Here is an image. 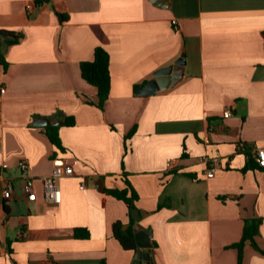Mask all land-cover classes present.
Listing matches in <instances>:
<instances>
[{
  "label": "crops",
  "instance_id": "obj_1",
  "mask_svg": "<svg viewBox=\"0 0 264 264\" xmlns=\"http://www.w3.org/2000/svg\"><path fill=\"white\" fill-rule=\"evenodd\" d=\"M0 30L22 35L0 42V264H237L232 245L244 219L258 218L264 250V167L245 168L244 154L264 148V0H0ZM95 47L109 56L103 110L86 102L96 91L79 72ZM181 55L177 83L137 94ZM47 126L58 127L62 152ZM56 157L77 162L54 204L43 200L41 178ZM124 173L147 255L111 233L113 223L129 224L126 205L106 192L124 188ZM76 228L88 236L75 238ZM242 264H264V255L246 241Z\"/></svg>",
  "mask_w": 264,
  "mask_h": 264
},
{
  "label": "trees",
  "instance_id": "obj_2",
  "mask_svg": "<svg viewBox=\"0 0 264 264\" xmlns=\"http://www.w3.org/2000/svg\"><path fill=\"white\" fill-rule=\"evenodd\" d=\"M34 2L35 5H41L45 2H48V0H34ZM56 15L59 22H63L67 19V17L64 15ZM21 36L22 35L19 32L0 30V42L5 46L16 44L20 40ZM0 64L2 65L3 71L5 72L7 68V63L4 61L2 56H0ZM79 72L82 80H84L90 86L94 87L96 91L95 103L90 100H86V102L89 104H94L99 110H103L104 104L108 99L110 91L109 56L107 52L101 47H95L93 50V59L91 61L81 62L79 64ZM135 88L137 87L135 86L134 90ZM64 124L66 126H73V118L66 117L64 119ZM57 130V126H47L44 128V133L49 139L50 143L59 152H62L64 149L62 147ZM130 135L131 132L126 136V138H128ZM244 154L247 156L245 168H262L258 165V163H256L254 158H252L250 152L245 151ZM123 183V189L107 190L106 192L117 200L122 201L126 205L129 224L125 230H121V223L115 222L111 226V233L124 250H133L135 248V242L132 231V225L134 224V220L131 217L130 210L135 208L134 203L138 197L133 188L131 187L129 181L127 180V175L125 173L123 174ZM260 223L261 218L244 219L241 238L237 243L232 245V248H235L237 250V264H242L243 246L246 241L250 243L254 250L264 255V250L260 249L254 240V237L258 233ZM87 236L88 234L85 230L81 228L74 229L75 238L81 239Z\"/></svg>",
  "mask_w": 264,
  "mask_h": 264
},
{
  "label": "built area",
  "instance_id": "obj_3",
  "mask_svg": "<svg viewBox=\"0 0 264 264\" xmlns=\"http://www.w3.org/2000/svg\"><path fill=\"white\" fill-rule=\"evenodd\" d=\"M172 24H175V21H172ZM0 93H4V89H0ZM231 115L229 110L223 112V117L228 118ZM253 158L258 163L259 166L264 167V148H256L253 150ZM77 161L72 159L71 161L66 160L62 157H56L52 159V170L51 173L45 177L41 178V187H42V198L44 201L51 203L60 202V189H59V180L62 177H69L72 175L73 165ZM170 166V160L166 161V167ZM219 162L218 160L212 161L211 165L207 169L205 176L206 178H211L214 175V172L218 169ZM18 168L20 171L24 172L27 169V164L25 161L18 162ZM80 189L83 188V185L79 186ZM21 190L24 193L25 201L33 203L37 200V193L35 192L33 179L24 175L21 182ZM13 193V185L10 181H7L4 185L2 191V197L4 199H10ZM22 235V233H20Z\"/></svg>",
  "mask_w": 264,
  "mask_h": 264
},
{
  "label": "water",
  "instance_id": "obj_4",
  "mask_svg": "<svg viewBox=\"0 0 264 264\" xmlns=\"http://www.w3.org/2000/svg\"><path fill=\"white\" fill-rule=\"evenodd\" d=\"M184 64L183 56L181 55L172 65L160 68L152 74V79L147 81L143 87L137 89L138 95H152L157 91L165 89L170 85L177 83L182 77V67ZM62 124V123H57ZM35 126H45L48 125V121L43 119L42 121H37L34 123ZM132 219L136 222L132 226L134 241L136 247L144 250L145 255H147V249L150 247L149 237L146 231L141 229V226L138 224V221L141 218V213L133 208L130 210ZM146 249V250H145Z\"/></svg>",
  "mask_w": 264,
  "mask_h": 264
}]
</instances>
